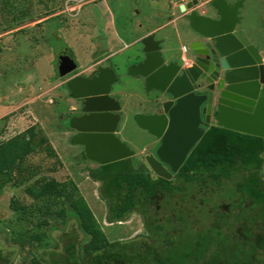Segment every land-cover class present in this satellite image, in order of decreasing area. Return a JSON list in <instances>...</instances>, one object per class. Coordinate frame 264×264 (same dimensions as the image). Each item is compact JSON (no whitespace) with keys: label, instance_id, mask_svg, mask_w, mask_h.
Wrapping results in <instances>:
<instances>
[{"label":"trees","instance_id":"trees-1","mask_svg":"<svg viewBox=\"0 0 264 264\" xmlns=\"http://www.w3.org/2000/svg\"><path fill=\"white\" fill-rule=\"evenodd\" d=\"M23 16H13L7 28L18 25ZM1 120L0 197L4 190L16 189L8 210L18 231L7 240L9 246L3 244L10 253L0 249V264H13L18 256L19 264H264V178L260 172L264 139L206 126L170 179L153 175L143 162L136 164L135 158L85 170L107 207L108 224L126 221L130 214L142 220L146 234L139 241L138 237L110 241L78 184L71 177H55L62 162L32 111L24 106ZM81 157L87 160L83 152ZM234 177L240 178L234 195L249 198L250 209L258 207L261 212L247 218L241 209L232 222L243 218L245 224H234L221 213L209 225L190 224L189 230L186 222L191 215L182 209L177 210L179 216L157 215L162 202L174 211L177 202L185 203L190 193L211 195ZM57 220L58 224L51 223ZM229 223V229L223 230ZM68 224L78 234L69 235L70 241L59 251L52 233L60 230L67 237Z\"/></svg>","mask_w":264,"mask_h":264},{"label":"rangeland","instance_id":"rangeland-1","mask_svg":"<svg viewBox=\"0 0 264 264\" xmlns=\"http://www.w3.org/2000/svg\"><path fill=\"white\" fill-rule=\"evenodd\" d=\"M167 1L174 5V13L177 15L179 7L176 9V5L180 0H0V124L5 115L21 107L26 106L32 111L39 122L38 127L62 162L55 177L58 180L71 177L78 184L81 194L110 241H129L137 237L139 241L140 236L146 233L137 214H130L126 221L107 223V207L98 199L96 184L92 183L85 171L96 169L97 165L82 159L81 147L71 143V131L67 130L69 116L74 115L71 108L76 104L62 84L63 80L57 76V56L59 52H68V56L77 64V71H84L97 58H105L108 52L118 51L97 66L111 68L116 77L110 95L121 108L122 122L117 137L133 152L137 158L136 164L142 163V154L152 151L155 141L146 131L137 127L134 117L154 113L155 108L150 103L154 93L146 91L140 78L136 79L129 74L134 58L138 55L140 57L141 45L128 44L138 35L134 23L144 25L143 17H148L151 11L159 14L153 22L161 24L167 20L170 16ZM232 1L240 4L237 13L240 21L235 31L240 32L258 52L264 54V0ZM201 10L198 9L199 12ZM46 12L50 16H46ZM15 15L24 16L18 25L7 28ZM46 19L49 20L36 26ZM20 29H24V32L17 33ZM190 32L189 26L180 21L161 33L168 35L167 43L179 54L182 46L188 48ZM260 172L264 178V163ZM238 182L240 178L234 177L211 195H208L210 188L205 189L208 194L190 193L185 203L181 205L177 202L174 211L162 202L157 215L179 216L181 214L177 210L182 209L191 215V219L186 222V227L191 230L190 224L202 228L214 221L216 214L225 213L232 222L241 209L245 210L247 218H251L255 211L261 213L258 207L250 209L249 198L241 194L234 195ZM16 193V189H7L0 197V249L5 253L10 252L3 244L9 246L7 240L18 231L13 227L14 217L8 210V201ZM213 205L215 207L212 211ZM51 223L56 225L58 220ZM230 223L223 230L229 229ZM232 223L239 225L246 222L242 218L240 222ZM68 225L64 232L67 237L63 238L60 230L52 233L59 241V251H62L63 243L70 241L69 235L78 234L72 224ZM185 230L180 232L185 234ZM13 251L10 257L16 250ZM20 261L18 256L13 264H19Z\"/></svg>","mask_w":264,"mask_h":264},{"label":"water","instance_id":"water-1","mask_svg":"<svg viewBox=\"0 0 264 264\" xmlns=\"http://www.w3.org/2000/svg\"><path fill=\"white\" fill-rule=\"evenodd\" d=\"M211 18L195 11L197 0L180 5V13L193 33L188 51L191 63L164 65L153 35L141 39L143 60L129 69L144 79L146 91L170 99L162 112L137 115L134 122L159 141L154 156H145L153 175L170 179L204 134V126L264 139V54L235 31L236 6L227 0H207ZM77 67L67 55L59 57L57 74L65 78ZM116 81L109 68H99L87 79L76 75L64 81L73 99L80 100L81 115L69 117L71 143L84 158L105 165L133 156L116 136L120 121L118 102L110 96ZM206 91V93H200Z\"/></svg>","mask_w":264,"mask_h":264},{"label":"crops","instance_id":"crops-1","mask_svg":"<svg viewBox=\"0 0 264 264\" xmlns=\"http://www.w3.org/2000/svg\"><path fill=\"white\" fill-rule=\"evenodd\" d=\"M190 1L191 0H180L179 3L176 5V7H177L176 9H178V7L180 5L187 4ZM202 3L203 2H201V3L199 2V4L195 7V9L197 10V12L200 15L211 17L210 13H212V12L209 9H207V8H206L207 9V11H206V9L204 7H202ZM227 3L232 5L233 1L232 0H227ZM167 6H168V9L170 11V14H169L170 16L167 18V20L165 22H163L161 24H158L155 21L153 22V20L156 17H158L159 14H157L156 11H151V14L147 15L148 17H145V16L143 17V21L145 20L144 21V25L140 24V22L134 23L133 27L135 28L134 30H136L138 32V35L135 36L134 40H132V42H130V44H128V45L140 44L141 45V51H140V57L138 55V56H136V58H134V60H133L134 63L130 66L131 68L142 62V60H143V53H142L143 46L140 43V41H141V39H143L144 37H146L147 35H150V34H152L154 40L159 43L160 54H161V57L163 58L164 65H168L170 63H176V64L178 63V64H180V56L182 57V55H183L182 50H180V53L178 54V51L176 49L172 48V46L169 45V43H167L168 42V35H163L161 32L164 31L165 29L169 28L170 26H173V25L177 24L180 21L183 24H186L187 26H188V24L184 20V14L180 13V11H178L177 15L174 13V5L171 3V1H167ZM239 7H240V4H237V6H236L237 13H238ZM200 8H202L201 12L198 11V9H200ZM237 13H236V18H237L236 22L237 23L235 24V28H236L237 24L240 21L239 18H238ZM137 14H138V12H137ZM189 29H190V27H189ZM190 33H192V32H190ZM190 33L188 34V35H190V38L188 39V45H190V43H191V41L193 39V36H194L193 34L191 35ZM158 34H162V35L157 37ZM187 51H188V49H187ZM187 51H186L184 56L186 57L187 61L191 62L190 61L191 56H190L189 52H187ZM117 52L118 51H116L115 53H109L108 52V54H107V56H105V58H97L95 61L93 60L94 62L92 64V66L99 65L100 62H102V60L111 57L113 54H117ZM259 53L261 54V52H259ZM74 63L76 64L75 61H74ZM92 66L86 68L84 71L89 70ZM182 66H184V65H182ZM76 67H77V64H76ZM131 76H133V75H131ZM133 77H135L136 79L140 78L142 80V82H143V85H144V79L142 77H140V76H133ZM144 87H145V85H144ZM48 92H49V90H48Z\"/></svg>","mask_w":264,"mask_h":264},{"label":"flooded vegetation","instance_id":"flooded-vegetation-1","mask_svg":"<svg viewBox=\"0 0 264 264\" xmlns=\"http://www.w3.org/2000/svg\"><path fill=\"white\" fill-rule=\"evenodd\" d=\"M200 1V0H199ZM204 1V2H203ZM203 1H201V2H203V4H202V7H204L205 9L207 8L208 9V5H207V3H206V1L207 0H203ZM207 9H206V11H207ZM197 11V10H196ZM211 14V18H216V16L213 14V13H210ZM62 55H69L68 54V52H62V53H60L59 52V55L57 56V62H59V57L60 56H62ZM178 64V63H177ZM179 65H181V64H179ZM99 66V65H98ZM96 67V66H92L89 70H86V71H75V72H73V73H71L70 75H68V76H66L65 78H61L63 81V85H64V81H66V79H68V78H70V77H74V76H76V75H79V76H82V77H84V78H87V79H90V78H92V77H94V76H96V74H97V70L99 69V67ZM57 67H58V64H57ZM96 67V68H95ZM78 69V68H77ZM89 71V72H88ZM87 73V74H84V73ZM151 92H153L154 93V96H153V98L151 99V104H152V107L153 108H155V110H154V113H152V114H149V115H153V114H160L161 112H162V103H164L166 100H168V99H170L168 96H165V95H161L159 92H157V91H155V90H151ZM200 93H206V91L205 90H203V92H200ZM70 96V95H69ZM71 97V96H70ZM72 98V97H71ZM73 99V98H72ZM74 101H75V106L73 107V108H71V111L72 112H74V115H71V116H69L70 118L71 117H75V116H79V115H81V110H80V100H77V99H73ZM118 114L120 115V121H119V124L121 123V121H122V117H121V112L119 113L118 112ZM69 131H71V130H69ZM69 133V132H68ZM72 135H74V132H72L71 131V133H70V137H72ZM155 142H154V148H153V150L152 151H150V152H148V154H151V155H153L154 156V151H155V149L157 148V146H158V143H159V141L157 140V139H153ZM144 157L145 156H143L142 157V160H144Z\"/></svg>","mask_w":264,"mask_h":264},{"label":"clouds","instance_id":"clouds-1","mask_svg":"<svg viewBox=\"0 0 264 264\" xmlns=\"http://www.w3.org/2000/svg\"><path fill=\"white\" fill-rule=\"evenodd\" d=\"M192 1V0H191ZM198 1V4H199V2L201 3V1H203V0H197ZM204 2V1H203ZM203 4V3H202ZM182 5H186V4H182ZM195 11H196V9H195ZM197 12V11H196ZM198 13V12H197ZM182 14H184V13H182ZM199 14V13H198ZM200 15V14H199ZM182 48H185V50L183 51L182 50ZM188 48H189V45H188ZM187 47H185V46H182L181 47V50H182V53H183V55H182V57L186 60V57L184 56L185 55V53H186V51H187V49H188ZM187 52H189V51H187ZM182 57L180 56V64L181 65H184V67H187V66H189L190 65V63L191 62H189V61H187L186 60V63H184L183 61H182ZM189 62V63H188ZM77 70V69H76ZM75 72V71H74ZM59 78V77H58ZM61 79V78H60ZM68 94H69V92H68ZM71 96V95H70ZM111 96V95H110ZM121 112V108H120V110H119V113ZM122 122V121H121ZM119 125L120 124H118V127H119ZM118 127H117V130H118ZM204 127H206V126H204ZM117 132L118 131H116V136H117ZM150 136V135H149ZM151 138H153L152 136H150ZM153 139H155V138H153ZM134 155V154H133ZM146 155H148V153H143L142 154V157L143 156H146ZM129 158H136L135 157V155L134 156H131V157H129ZM137 159V158H136ZM142 162L144 163V165H146L147 166V164H146V162H145V157H144V160H142ZM148 167V166H147ZM149 169V168H148ZM150 170V169H149ZM152 173V172H151ZM153 174V173H152Z\"/></svg>","mask_w":264,"mask_h":264},{"label":"built area","instance_id":"built-area-1","mask_svg":"<svg viewBox=\"0 0 264 264\" xmlns=\"http://www.w3.org/2000/svg\"><path fill=\"white\" fill-rule=\"evenodd\" d=\"M182 50L184 51L185 50V48H182ZM182 61L184 62V63H186V60L182 57Z\"/></svg>","mask_w":264,"mask_h":264}]
</instances>
